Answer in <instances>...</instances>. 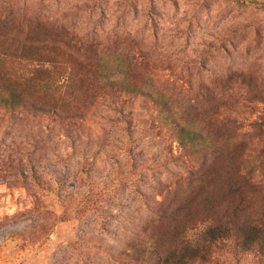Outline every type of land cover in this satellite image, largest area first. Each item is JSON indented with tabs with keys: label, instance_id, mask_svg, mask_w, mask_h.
Returning <instances> with one entry per match:
<instances>
[{
	"label": "rangeland",
	"instance_id": "rangeland-1",
	"mask_svg": "<svg viewBox=\"0 0 264 264\" xmlns=\"http://www.w3.org/2000/svg\"><path fill=\"white\" fill-rule=\"evenodd\" d=\"M15 3L86 46L59 44L57 66L32 83L28 100L57 112L0 105V264H137V249L161 252L169 227L196 237L226 207L264 224V9L236 0ZM0 70L31 71L12 58ZM110 79L138 93L118 99ZM216 257L264 264V248Z\"/></svg>",
	"mask_w": 264,
	"mask_h": 264
},
{
	"label": "trees",
	"instance_id": "trees-1",
	"mask_svg": "<svg viewBox=\"0 0 264 264\" xmlns=\"http://www.w3.org/2000/svg\"><path fill=\"white\" fill-rule=\"evenodd\" d=\"M0 0V62L8 61L9 58L26 60L31 69L27 78L4 76L0 70V105L10 107L15 110L21 107L27 110L54 113L57 112V104L40 99L29 101V94L32 90V83L43 79L53 70L59 60L55 56V50L59 44L65 48L70 47L83 50L86 44L75 35H68L67 38L61 37L59 33H53L51 26L39 20L38 15L30 17L25 14L15 3V0ZM241 6H253L264 9V1L257 0H236ZM66 48V49H67ZM70 77L59 80L63 85ZM87 78V79H86ZM84 84L91 79L85 74L82 75ZM83 84V85H84ZM108 84L111 86L112 95L118 99L124 97L123 94L138 93L137 87L125 83L124 93L115 85L117 79H110ZM112 84V85H111ZM74 84H70L73 86ZM69 86V85H68ZM62 87V86H61ZM132 87V88H130ZM28 97H24V96ZM127 100V99H126ZM127 101H122L125 106ZM57 110V111H56ZM121 114L125 113L124 108L118 109ZM67 114V113H66ZM68 118L70 116H67ZM237 122L233 120V122ZM231 122V121H230ZM232 122V123H233ZM234 124V123H233ZM253 126V123H250ZM129 140L132 141V131L128 127ZM186 139L191 144L197 137L188 136ZM183 144H185L182 141ZM221 156V155H220ZM219 156V157H220ZM231 179L229 180V182ZM231 186V185H230ZM193 188V185L191 186ZM196 190L189 194L191 197ZM188 196V198H190ZM183 197L182 204L188 199ZM196 199V198H195ZM194 199V200H195ZM193 200V201H194ZM235 210L238 207L234 208ZM235 214H228V207L223 209L217 219H214L207 228L197 236L189 235L180 231L178 225L169 227L165 234L157 239L162 246L161 252L136 250L137 264H219L218 252L225 253H256L264 248V224L258 218L245 220H235ZM175 221L180 222L176 219ZM216 255V256H215Z\"/></svg>",
	"mask_w": 264,
	"mask_h": 264
}]
</instances>
